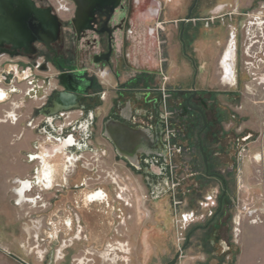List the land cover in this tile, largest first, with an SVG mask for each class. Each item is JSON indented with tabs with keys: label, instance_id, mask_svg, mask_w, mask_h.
<instances>
[{
	"label": "flooded vegetation",
	"instance_id": "obj_1",
	"mask_svg": "<svg viewBox=\"0 0 264 264\" xmlns=\"http://www.w3.org/2000/svg\"><path fill=\"white\" fill-rule=\"evenodd\" d=\"M224 1L0 0V106L7 104L1 118L13 112L17 137L29 147L20 151L25 169L9 180L10 192L30 197L34 205L26 204L35 209L44 246H110L117 262L128 264L133 246L147 252L163 244V236L178 237L186 219L189 146L197 151L203 177L225 186L214 168L216 143L223 139L216 127L221 94L207 86L225 84L220 61L229 44L235 85L239 48L246 59L258 53L264 58V2L252 0L240 11L234 0L231 9ZM145 5L142 16L151 21L146 32L162 35L166 48L152 74L138 69L127 50L137 34L132 23L139 22L138 9ZM173 41L183 68L172 67ZM215 59L218 71L209 68ZM244 62L247 73L258 68ZM124 67L133 73L121 79ZM251 75L244 84L256 80ZM221 93L235 96L233 90ZM251 136L228 144L245 145ZM108 158L118 167L108 170ZM130 181L144 203L150 202V217L138 228L131 226V211L137 212L133 202L139 191L130 190ZM225 194L223 188L207 226Z\"/></svg>",
	"mask_w": 264,
	"mask_h": 264
},
{
	"label": "rangeland",
	"instance_id": "obj_2",
	"mask_svg": "<svg viewBox=\"0 0 264 264\" xmlns=\"http://www.w3.org/2000/svg\"><path fill=\"white\" fill-rule=\"evenodd\" d=\"M251 1L234 0L237 3V9L240 11L242 8H247ZM256 1L259 3L264 2V0ZM224 2L230 7L229 9L233 7L229 5L231 1L225 0ZM258 2L253 3V10L259 9ZM205 7L207 5L203 4V8ZM145 13L146 5L138 9L137 19H139V22L134 20L132 23L137 34L132 36L127 50L132 62H135V65L139 67L138 69H145V71L152 74L155 73L154 71L158 67L157 62L160 58H163L165 54L163 51L166 48L162 47V35L151 37L147 34L146 31L151 26V21L142 16ZM203 14H207L205 9H203ZM227 20L224 22L225 30L229 28ZM237 29L242 30L240 27H237ZM173 30L175 31V28ZM170 47H172V50L169 51L171 57H173H170L172 67L178 69L179 66L183 68L185 63L178 56L177 43L173 41ZM256 50L258 51V49ZM261 58H263L262 54L258 53L253 55L252 58L246 59L243 50L239 48L236 62L239 83L228 85L224 82L225 84L207 86L209 89L220 91L221 94L218 101L221 119L217 122L216 127L223 139L216 143V146L219 153L217 156L218 163L223 162L224 164H216L214 168L215 171L224 176L225 186L223 187L219 179H206L203 177L197 151L193 146H189L186 153L188 164L190 163L187 168L185 182L187 190L184 209L186 219L185 222H181L185 226L178 235L180 241H178L177 235L174 237L171 233L170 239L163 236L161 239L164 243L153 244L150 251L145 252L143 247L135 245L133 246V256L130 257V263L128 264H264V166L259 161V155L261 154L260 137L264 133V92L261 90L263 85L259 84V78L264 76V62L258 61ZM248 59L258 68H248V73H252V78L256 80L244 84L248 74L246 72L248 66L244 64V60L248 61ZM255 60L257 62H254ZM216 61L215 59L214 64H209V68L216 69ZM174 62L176 65L173 64ZM184 70L185 73L191 72L189 67L186 68V65ZM132 73L129 68L124 67L121 71V79L129 77ZM175 74L178 75L177 72ZM206 76L207 79L212 80L210 73ZM223 90H233L235 96L231 97L226 93H221ZM3 109H7V104L0 106V118ZM12 121L11 118H7L6 122H0V147L5 145V156H10L12 164L11 168L5 171V176L11 178L17 175V170L23 171L25 169L21 161L23 157L18 156L17 150V145L20 142L17 137L18 123L13 124ZM196 124L199 125L198 122ZM3 127L9 129V131L3 130ZM193 129L192 131L195 132V129ZM247 134L252 135L249 143L234 146L228 144V141L230 143L234 138ZM226 145L228 146L226 147ZM108 156L111 157V155ZM18 162L21 164H17ZM105 162L107 169L109 166L112 170H114V167H118V163H112L110 158L106 159ZM7 185L10 189L13 184L9 181ZM127 185L131 191L135 190L134 188L139 191V198L136 197L135 202H133V207L136 208L137 212L133 214L131 211L134 220V224L131 223V226L134 227L135 225L138 228L140 226L138 222L144 225V216L150 217L147 211L150 210V202L145 201L144 203L143 195L135 181H130ZM223 188L226 189V194L222 204H219L221 208L214 217L212 224L207 226L206 222L211 217V213L214 214L217 211V197L219 199ZM9 193L11 196L10 205L14 206V195L11 192ZM26 203L20 206L16 205L14 216L20 227L23 228L22 237L25 249L30 251L31 248H34L29 255L32 264H77L74 259L78 257L89 259L83 264H111L103 262L97 256L100 251L111 248L105 245L86 247L73 244L62 248V258L56 259L55 250L60 245L47 247L40 241H35L34 235H38V230L34 229V226L38 225L34 214L35 209L29 207L31 205ZM137 224L139 225L137 226ZM135 230L134 233L137 232ZM42 250L45 251L44 254H41ZM86 250L91 254L85 253ZM39 255H42L43 258L40 259Z\"/></svg>",
	"mask_w": 264,
	"mask_h": 264
},
{
	"label": "crops",
	"instance_id": "obj_3",
	"mask_svg": "<svg viewBox=\"0 0 264 264\" xmlns=\"http://www.w3.org/2000/svg\"><path fill=\"white\" fill-rule=\"evenodd\" d=\"M4 129L6 128L3 127V130ZM6 130L9 131V129ZM27 138L32 139L33 136L28 133ZM17 148L18 156H21V150L29 149L25 140L20 141L17 145ZM5 149V145H2L0 147V150L2 151V153L0 154V264H21L12 257H10L9 253L16 255L17 257L25 261L27 264H32V260L29 255L31 254L30 251H32L34 248H31L30 251H27L25 249L22 237L23 228L20 227L19 223L17 222V219L14 216V208L16 207V205L19 206L18 200L25 199V197L23 195H14V201H16V203L14 202V206L10 205L11 196L9 193L10 189L7 185V182H9L11 177H6L5 171H7V169H10V166L12 164L10 162V156H5ZM17 164L21 163L18 162ZM17 171V175H21L23 172L20 169Z\"/></svg>",
	"mask_w": 264,
	"mask_h": 264
},
{
	"label": "bare ground",
	"instance_id": "obj_4",
	"mask_svg": "<svg viewBox=\"0 0 264 264\" xmlns=\"http://www.w3.org/2000/svg\"><path fill=\"white\" fill-rule=\"evenodd\" d=\"M234 50H233V47L231 44H229L224 53H223V56L221 58V61H220V68L222 69V72H223V80L226 82V84L228 85H234V72H233V66H234ZM14 118V114L13 112H10L9 113V118ZM8 118V117H7ZM6 118V119H7ZM1 120V119H0ZM3 121V120H2ZM45 174L43 173V176ZM48 175V174H47ZM21 192V191H20ZM17 195H21L20 193H18ZM92 197H90L91 199ZM31 199H28V198H25V199H19L18 200V204L19 205H22L23 203H29ZM34 229L38 230L39 227L38 226H34ZM34 237L36 238L35 241H38V235L35 234ZM62 247L65 248L66 245L65 244H62ZM116 248H110V249H105L103 251H100L98 253V257L100 259L103 260V262H109L111 264H118L117 260H116V252H115ZM88 253L91 254V252L87 251ZM74 261L77 263V264H83L85 261H89L88 258L86 257H78L76 259H74Z\"/></svg>",
	"mask_w": 264,
	"mask_h": 264
},
{
	"label": "built area",
	"instance_id": "obj_5",
	"mask_svg": "<svg viewBox=\"0 0 264 264\" xmlns=\"http://www.w3.org/2000/svg\"><path fill=\"white\" fill-rule=\"evenodd\" d=\"M259 61H261L262 62V60L261 59H259ZM259 84H262L263 86L262 87H264V76H262V78L260 77L259 78ZM7 116H8V114H6V117H4L5 119L7 118ZM5 119H1V120H5ZM263 126H264V122H263ZM260 144H261V154L259 155V161L263 164V166H264V133L262 134V137H260ZM16 182L18 183V184H22L23 182H22V180H20V179H17L16 180ZM15 193H17V192H15ZM18 194V193H17ZM19 197V196H18ZM28 199H30V197H28ZM15 203H16V201H14ZM18 206V205H17ZM20 206V205H19ZM35 224H37L36 222H35ZM37 226V225H36ZM26 231V230H25ZM36 239V238H35ZM64 242H62L61 244H60V247L59 248H57L56 250H55V258L57 259H59V258H62V256H61V251H62V244H63ZM69 244V243H68ZM110 247V246H109ZM112 248H114V247H112ZM45 253V251H43L42 250V252H41V254H44ZM39 258L40 259H42L43 258V256L42 255H39ZM118 264H120L119 262H118Z\"/></svg>",
	"mask_w": 264,
	"mask_h": 264
},
{
	"label": "water",
	"instance_id": "obj_6",
	"mask_svg": "<svg viewBox=\"0 0 264 264\" xmlns=\"http://www.w3.org/2000/svg\"><path fill=\"white\" fill-rule=\"evenodd\" d=\"M57 104H59V101H58V100H56V101L54 102V106H56ZM109 136H110V135H109ZM9 256L12 257L13 259H15L16 261H18V262L21 263V264H27L25 261H23L22 259H20L19 257H17V256L14 255V254L9 253Z\"/></svg>",
	"mask_w": 264,
	"mask_h": 264
}]
</instances>
